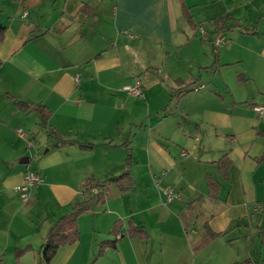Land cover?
<instances>
[{
  "label": "crops",
  "instance_id": "0c3cea01",
  "mask_svg": "<svg viewBox=\"0 0 264 264\" xmlns=\"http://www.w3.org/2000/svg\"><path fill=\"white\" fill-rule=\"evenodd\" d=\"M182 5L195 24L229 12L252 26L243 32L252 44H218L214 62L212 44L187 21ZM262 16L264 0H0V264H231L247 257L264 264L257 227H264V160L255 162L264 150L257 133L264 132ZM135 78L141 96L123 89ZM8 94L44 103L52 126L94 146L48 148L42 132L28 146L17 128L31 140L38 115L21 111ZM128 147L134 185L119 190L107 183L104 204L78 216L79 239L40 263L48 226L83 197L88 175H117ZM31 148L33 167L26 165ZM224 152L228 179L213 163ZM26 169L43 181L23 201L15 185ZM208 173L220 183L209 225L230 229L192 253L199 230L186 233L178 212L207 193ZM165 185L180 199L166 202ZM117 218L124 228L129 220L143 226L147 238L124 235L93 261ZM24 246L16 261V247Z\"/></svg>",
  "mask_w": 264,
  "mask_h": 264
},
{
  "label": "trees",
  "instance_id": "16d2710c",
  "mask_svg": "<svg viewBox=\"0 0 264 264\" xmlns=\"http://www.w3.org/2000/svg\"><path fill=\"white\" fill-rule=\"evenodd\" d=\"M18 1V0H11ZM81 9H84L82 6ZM183 15L186 17L187 21L192 25L204 26L207 32V38L204 39L212 44V49L214 51V62H217V50L216 45L212 41V36L223 29L225 31H230L235 27H238L240 31L246 32L247 29L252 28V26L241 25L239 20L233 17L229 12L220 14L207 22H198L195 24L189 14L187 7L182 5ZM255 24L253 25V27ZM5 33V26L0 24V42L3 40ZM255 34L256 32H251ZM238 77H242L238 74ZM179 90L177 89L174 94ZM12 99L14 104L21 110L25 112L34 111L38 115L37 130L31 133L32 141H37V135L42 132L48 139V148H60L64 145H70L76 143V141L70 136L60 132L54 126L50 124V117L52 112L50 108L42 102H28L22 99L15 98L12 94H8ZM258 134L264 136V132H257ZM76 145L83 150L92 149L94 146L93 142H78ZM264 160V150L259 156L255 157V162L259 163ZM132 151L128 147L126 156L123 162L122 170L115 176L108 177L106 179H100L95 177L93 174L88 175L82 184L83 197L79 200L74 201L68 211L63 212L59 215L54 222L48 226L42 242L39 246V262L49 263L54 257L59 246L64 244H72L79 239L80 232L78 228V216L87 210L92 209L95 206H102L105 202V185L109 182L116 184L119 190H127L134 185V178L132 176ZM215 163L218 175L224 179H228L229 172L228 168L230 166V158L227 153L224 152L213 161ZM207 183V193L200 194L193 198L192 200L184 204L178 212L179 219L186 233L192 228H198L199 232L197 237L190 242L192 253H197L201 250L207 243H209L214 238L225 235L230 229H225L221 231L213 230L209 225V219L218 210L217 203L220 183L218 178L212 174L206 175ZM95 189V192L93 191ZM259 222V217L256 216L255 220ZM258 231L260 236V244L264 245V227L258 225ZM109 236L102 239L97 244V252L93 261H95L99 256H101L106 248L115 249L116 243L124 235L130 237H140L147 238V231L143 226H138L133 223L132 220L128 221L127 227L124 228L123 222L120 218L113 221L110 229ZM28 246L22 248L16 247L15 249V259L19 260L20 255L26 251ZM231 264H256V261L250 257L233 261Z\"/></svg>",
  "mask_w": 264,
  "mask_h": 264
},
{
  "label": "built area",
  "instance_id": "2783aa9c",
  "mask_svg": "<svg viewBox=\"0 0 264 264\" xmlns=\"http://www.w3.org/2000/svg\"><path fill=\"white\" fill-rule=\"evenodd\" d=\"M198 34L202 39L207 38L206 28L204 26H198L197 28ZM225 40L224 32L222 30L216 32L212 36V41L215 45L221 44ZM75 80H78L77 75L75 76ZM123 89L126 90L128 94L133 96H141L142 95V86L141 81L138 78H135L134 81L130 84L123 85ZM254 110L261 112L262 106L256 105L253 107ZM17 132L20 136L27 138L28 135L21 129L17 128ZM28 146H33L32 140L27 139ZM182 155L186 153L184 151L181 152ZM43 181L42 175L33 169H26L23 172L22 179L19 184L15 185V190L18 193V196L21 200L26 201L28 198V193L31 187L41 183ZM95 192V189H93ZM162 194L165 198L166 202L173 201L174 199H180V194L171 186L165 185L162 187Z\"/></svg>",
  "mask_w": 264,
  "mask_h": 264
},
{
  "label": "rangeland",
  "instance_id": "374dc122",
  "mask_svg": "<svg viewBox=\"0 0 264 264\" xmlns=\"http://www.w3.org/2000/svg\"><path fill=\"white\" fill-rule=\"evenodd\" d=\"M250 17L252 19V22H256L258 14L257 13L256 14H251ZM257 23H258L257 29H258V31H260L262 33L263 27H264V16H262ZM239 30L240 29L238 27H235L232 30L227 31L226 34H225L227 36L226 40H225V41H227V43H224V41H223L221 44H252L251 42L254 39H248L246 34L240 33ZM251 38H253V37H251ZM23 131L26 132L27 135L29 134V132L27 130H23ZM27 139H28V137H27ZM33 149L34 148H31L29 150V152H28V150H25L26 152H28L27 153L28 155L30 154V157H31L30 161L26 163V165H28L30 167H33L35 165V163H36V158H34L33 155H32V152H33L32 150ZM18 159H20V158H18ZM15 163H17V162H15Z\"/></svg>",
  "mask_w": 264,
  "mask_h": 264
},
{
  "label": "water",
  "instance_id": "95a60500",
  "mask_svg": "<svg viewBox=\"0 0 264 264\" xmlns=\"http://www.w3.org/2000/svg\"><path fill=\"white\" fill-rule=\"evenodd\" d=\"M28 156H23L21 159H20V162L21 163H26L28 161Z\"/></svg>",
  "mask_w": 264,
  "mask_h": 264
}]
</instances>
